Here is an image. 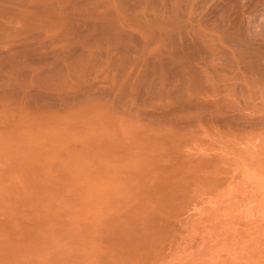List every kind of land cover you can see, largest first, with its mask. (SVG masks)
Wrapping results in <instances>:
<instances>
[{
	"label": "rangeland",
	"instance_id": "rangeland-1",
	"mask_svg": "<svg viewBox=\"0 0 264 264\" xmlns=\"http://www.w3.org/2000/svg\"><path fill=\"white\" fill-rule=\"evenodd\" d=\"M0 264H264V0H0Z\"/></svg>",
	"mask_w": 264,
	"mask_h": 264
},
{
	"label": "bare ground",
	"instance_id": "bare-ground-1",
	"mask_svg": "<svg viewBox=\"0 0 264 264\" xmlns=\"http://www.w3.org/2000/svg\"><path fill=\"white\" fill-rule=\"evenodd\" d=\"M257 179V178H256Z\"/></svg>",
	"mask_w": 264,
	"mask_h": 264
}]
</instances>
